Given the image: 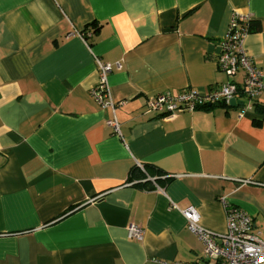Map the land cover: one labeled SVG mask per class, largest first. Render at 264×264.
I'll list each match as a JSON object with an SVG mask.
<instances>
[{
	"label": "crops",
	"instance_id": "0c3cea01",
	"mask_svg": "<svg viewBox=\"0 0 264 264\" xmlns=\"http://www.w3.org/2000/svg\"><path fill=\"white\" fill-rule=\"evenodd\" d=\"M233 12L250 17L241 46L264 83V0H0V264L198 262L170 201L224 233L221 196L264 239V92L241 116V93L143 114L152 94L228 81L217 59ZM97 60L113 108L91 95Z\"/></svg>",
	"mask_w": 264,
	"mask_h": 264
},
{
	"label": "built area",
	"instance_id": "2783aa9c",
	"mask_svg": "<svg viewBox=\"0 0 264 264\" xmlns=\"http://www.w3.org/2000/svg\"><path fill=\"white\" fill-rule=\"evenodd\" d=\"M249 20L250 17L233 12L220 42L217 65L229 78L227 82L202 94L190 88L175 94L168 91L152 94L145 101L143 114L173 118L181 112L194 111L208 104L220 102L229 105L232 98L236 99L237 93H241L244 98L239 115L251 110L256 98L264 92V83L263 73L256 68L241 46L243 37L250 29ZM75 33L85 38L91 35V29L87 28ZM97 69L99 79L91 89V95L102 107L113 108L115 103L110 98L107 85L111 64L97 60ZM237 72H241L242 75L240 84L233 80ZM106 124L114 133L120 135L119 124L115 117L106 120ZM139 167L142 168V165L139 164ZM219 201L225 210L224 233H216L203 227L194 206L188 205L181 209L170 201L171 207L178 209L183 215L186 229L196 236L203 246L201 261L194 263L175 261L171 264H264V239L260 237V231L254 226L252 217L242 208L229 204L225 196H221ZM127 237L141 241L143 229L130 223L127 226Z\"/></svg>",
	"mask_w": 264,
	"mask_h": 264
},
{
	"label": "water",
	"instance_id": "95a60500",
	"mask_svg": "<svg viewBox=\"0 0 264 264\" xmlns=\"http://www.w3.org/2000/svg\"><path fill=\"white\" fill-rule=\"evenodd\" d=\"M229 104L233 106V105L235 104V99L232 98V99L230 100Z\"/></svg>",
	"mask_w": 264,
	"mask_h": 264
}]
</instances>
